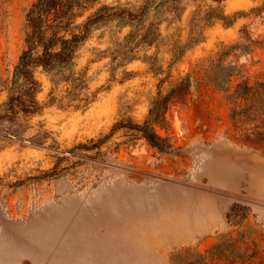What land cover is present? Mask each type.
I'll list each match as a JSON object with an SVG mask.
<instances>
[{
	"label": "rangeland",
	"instance_id": "374dc122",
	"mask_svg": "<svg viewBox=\"0 0 264 264\" xmlns=\"http://www.w3.org/2000/svg\"><path fill=\"white\" fill-rule=\"evenodd\" d=\"M147 1L100 0L76 24ZM34 2L0 0V264H264L253 166L219 165L264 156V0L154 4L130 48L131 26L100 23L72 68L33 70L39 110L16 115ZM221 12L233 26L207 20ZM185 79V103L157 127L172 145L160 152L125 126Z\"/></svg>",
	"mask_w": 264,
	"mask_h": 264
},
{
	"label": "trees",
	"instance_id": "16d2710c",
	"mask_svg": "<svg viewBox=\"0 0 264 264\" xmlns=\"http://www.w3.org/2000/svg\"><path fill=\"white\" fill-rule=\"evenodd\" d=\"M100 0H35L27 12L25 23L26 49L24 50L18 65L15 68L13 84L17 85L8 100L9 111L14 114L22 113L32 115L38 112L39 103L36 98L41 85L36 80L33 70L43 68L46 72L72 68L74 59L80 46L91 35L92 29L100 23L107 21H121L125 26H131L133 30L125 37L126 46L136 40L138 34L146 29L145 17L152 5L157 7L165 3L178 6L180 0H148L138 11L133 12L126 6H103L81 23L76 24L78 17L98 3ZM209 22L221 20L227 27L235 23V18L220 14L207 15ZM152 27L147 28L142 40L149 38ZM152 36V35H151ZM140 41V42H141ZM152 39L149 44H154ZM187 47H182L178 56H181ZM177 50V46L175 48ZM175 52V51H174ZM175 54V53H174ZM177 55V54H176ZM189 79L176 83L168 94H159L151 105L149 115L143 125L125 126L129 132H135L136 138L145 139L152 147L160 152H166L172 148L170 140L157 132L158 128L167 126V113L172 105L184 104L186 92L189 87ZM123 128L118 124L113 131ZM217 250V246L214 248ZM178 254L172 256L175 260Z\"/></svg>",
	"mask_w": 264,
	"mask_h": 264
},
{
	"label": "crops",
	"instance_id": "0c3cea01",
	"mask_svg": "<svg viewBox=\"0 0 264 264\" xmlns=\"http://www.w3.org/2000/svg\"><path fill=\"white\" fill-rule=\"evenodd\" d=\"M252 165L254 170V185L251 184V188L248 189V197L251 202L258 203L261 208L264 209V184H260V180H264L263 175L259 172L264 171V156L258 155L256 158L252 156L251 161H241L229 163L226 161L220 162L219 165ZM260 185V186H259Z\"/></svg>",
	"mask_w": 264,
	"mask_h": 264
}]
</instances>
